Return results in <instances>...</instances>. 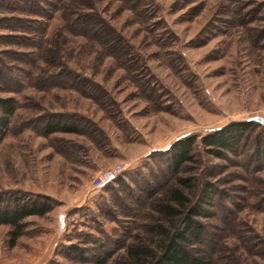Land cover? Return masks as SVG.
Masks as SVG:
<instances>
[{
    "label": "rangeland",
    "instance_id": "rangeland-1",
    "mask_svg": "<svg viewBox=\"0 0 264 264\" xmlns=\"http://www.w3.org/2000/svg\"><path fill=\"white\" fill-rule=\"evenodd\" d=\"M0 71L15 100L0 194L51 205L14 245L0 225V264H115L154 245L155 204L175 188L190 204L207 193L194 245L209 264H264V0H0ZM246 119L235 152L200 142ZM184 136L193 160L174 168L163 150Z\"/></svg>",
    "mask_w": 264,
    "mask_h": 264
},
{
    "label": "trees",
    "instance_id": "trees-1",
    "mask_svg": "<svg viewBox=\"0 0 264 264\" xmlns=\"http://www.w3.org/2000/svg\"><path fill=\"white\" fill-rule=\"evenodd\" d=\"M14 110L15 100L12 96L0 97V140L8 130L10 116ZM256 123L251 119L229 122L202 135L200 142L208 153L222 158L227 152L237 150ZM43 129L47 133L73 130L72 127L52 120L45 122ZM194 139L192 136H184L163 150L169 154L172 167L180 168L182 164L193 160ZM258 144V153L264 156V143L258 139ZM186 181L182 177L179 178L180 183L185 184ZM207 190V187L203 188V192ZM205 196L207 193H203L197 202L190 204L187 193L175 188L165 198L159 199L155 204L159 217L149 228L155 234L154 245L142 244L140 241L132 242L128 244L124 258L115 264H209L206 256L194 245L205 234V225L199 219L207 216L202 205ZM49 202L50 198L44 195L28 198L14 196L5 200L0 194V225L9 227L10 245H14L23 234L26 227L24 219L48 212L51 209ZM70 248L78 249L75 245L69 246ZM79 252H82V249ZM99 262L105 264L104 259Z\"/></svg>",
    "mask_w": 264,
    "mask_h": 264
},
{
    "label": "built area",
    "instance_id": "built-area-1",
    "mask_svg": "<svg viewBox=\"0 0 264 264\" xmlns=\"http://www.w3.org/2000/svg\"><path fill=\"white\" fill-rule=\"evenodd\" d=\"M120 169H121V166L118 164V165H115L111 169H103V170H100L92 178L91 184L94 187H101V186H103L105 183H107L112 178H114L117 175V173H119Z\"/></svg>",
    "mask_w": 264,
    "mask_h": 264
},
{
    "label": "water",
    "instance_id": "water-1",
    "mask_svg": "<svg viewBox=\"0 0 264 264\" xmlns=\"http://www.w3.org/2000/svg\"><path fill=\"white\" fill-rule=\"evenodd\" d=\"M255 120L261 121V120H262V118H260V117H257V118H255ZM60 223H61V224H63L62 217H60ZM62 226H63V225H62Z\"/></svg>",
    "mask_w": 264,
    "mask_h": 264
}]
</instances>
